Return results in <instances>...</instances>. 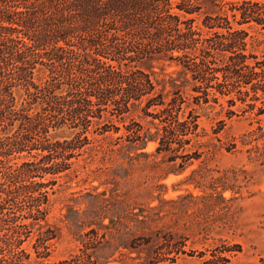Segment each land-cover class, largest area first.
Masks as SVG:
<instances>
[{
	"label": "trees",
	"instance_id": "trees-1",
	"mask_svg": "<svg viewBox=\"0 0 264 264\" xmlns=\"http://www.w3.org/2000/svg\"><path fill=\"white\" fill-rule=\"evenodd\" d=\"M249 23L264 28V0H0V264H30L29 241L36 264H175L186 254V236L174 227L187 211L166 208L170 200L137 206L126 193L88 191L87 208L65 214L79 249L45 261L61 231L49 221V189L87 149L103 159L118 149L132 166L143 157L155 167L154 154L143 151L150 141L174 163L172 172H184L202 155L186 151L200 134L195 105L220 97L233 104L235 95L254 107L264 96V59L241 27ZM155 61L178 68H162L157 79L148 70ZM15 88L24 90L20 103ZM137 109L150 125L132 118L113 140L121 130L114 118L124 122ZM61 128L72 134L52 138ZM122 166L108 177H122ZM194 173L188 182L202 188ZM221 186L211 196L224 199L229 187ZM241 250L222 244L198 256L228 264Z\"/></svg>",
	"mask_w": 264,
	"mask_h": 264
},
{
	"label": "rangeland",
	"instance_id": "rangeland-1",
	"mask_svg": "<svg viewBox=\"0 0 264 264\" xmlns=\"http://www.w3.org/2000/svg\"><path fill=\"white\" fill-rule=\"evenodd\" d=\"M241 27L249 34L251 49L259 59H264V28L255 23ZM162 68L167 74L178 67L155 61L148 70L159 79L164 76ZM44 77L45 74L39 72L37 79ZM14 92L20 103L25 96L24 90L15 88ZM232 97L235 99L233 104L229 102L230 97H220L218 101L195 105L200 134L191 145L186 146V151L190 153L199 149L202 155L199 159H193L182 173L172 172L174 163L167 162L166 153L156 154L157 144L152 141L143 151L154 154L149 161L155 160V167L145 165L146 159L143 157H137L139 161L135 160L136 164L132 166L127 159H122L123 153L118 149L111 151L105 159L101 151L92 149L73 159L75 163L72 169L58 176L49 189V221L61 231L52 242L51 255L44 260L62 259L79 249L80 242L69 231L65 214L71 206L80 211L87 208L89 197L86 192L105 191L107 196L126 193L137 206H158L162 199H166L170 200L166 208L187 211L186 215L184 212L179 215V222L174 227L179 234L186 236L184 249L187 253L181 254L175 264H203L199 252H205L206 259L215 247L222 244H239L242 247L241 252L234 255L228 264H261L260 259L264 257V96L255 102L254 107L235 95ZM247 100L252 103L250 98ZM260 108L263 113H259ZM132 118L150 125L151 117L145 116L140 109L132 111L124 122L114 118V123L121 130L111 133L113 140L126 133L124 125L130 123ZM71 134L72 130L61 128L53 131L51 136L61 139ZM89 136L102 139V136L94 133H89ZM112 139L101 140L97 144L108 145L113 143ZM139 152L131 149L129 154L136 157ZM15 161L20 162L21 158L12 159L11 163ZM119 163H123V169L119 171L122 177H108L107 172H111ZM194 170L196 173L193 176L199 179L202 188L195 187L187 180ZM222 184L229 187L223 192L224 199L218 194L211 196L214 185L218 186L219 191ZM191 194L196 199L190 198ZM31 245L29 241L24 247L32 254L30 264H36L38 259ZM125 261L138 264L139 260L125 258ZM111 264L123 263L113 261Z\"/></svg>",
	"mask_w": 264,
	"mask_h": 264
}]
</instances>
